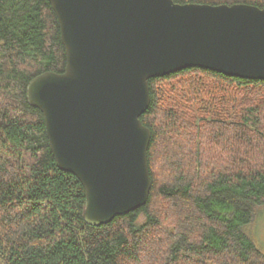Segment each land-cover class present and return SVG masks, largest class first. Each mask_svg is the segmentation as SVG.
Returning a JSON list of instances; mask_svg holds the SVG:
<instances>
[{
	"label": "trees",
	"instance_id": "16d2710c",
	"mask_svg": "<svg viewBox=\"0 0 264 264\" xmlns=\"http://www.w3.org/2000/svg\"><path fill=\"white\" fill-rule=\"evenodd\" d=\"M64 65L48 0H0V264H264L245 230L264 205V79L200 67L150 78L147 201L93 226L25 96L33 76Z\"/></svg>",
	"mask_w": 264,
	"mask_h": 264
},
{
	"label": "water",
	"instance_id": "95a60500",
	"mask_svg": "<svg viewBox=\"0 0 264 264\" xmlns=\"http://www.w3.org/2000/svg\"><path fill=\"white\" fill-rule=\"evenodd\" d=\"M65 52L61 72L25 87L57 167L84 189L83 218L110 222L145 204L148 80L187 67L264 79V5L174 0H48Z\"/></svg>",
	"mask_w": 264,
	"mask_h": 264
},
{
	"label": "rangeland",
	"instance_id": "374dc122",
	"mask_svg": "<svg viewBox=\"0 0 264 264\" xmlns=\"http://www.w3.org/2000/svg\"><path fill=\"white\" fill-rule=\"evenodd\" d=\"M245 230L264 253V205L255 207L253 219L245 226Z\"/></svg>",
	"mask_w": 264,
	"mask_h": 264
}]
</instances>
